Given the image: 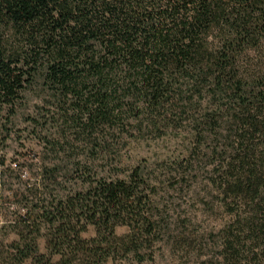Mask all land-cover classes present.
Here are the masks:
<instances>
[{
  "label": "trees",
  "instance_id": "obj_1",
  "mask_svg": "<svg viewBox=\"0 0 264 264\" xmlns=\"http://www.w3.org/2000/svg\"><path fill=\"white\" fill-rule=\"evenodd\" d=\"M263 43L264 0H0V144L18 118L31 146L0 156V264H155L171 228L188 250L160 188L197 178L196 146L219 138L230 219L201 264H264V71L243 67ZM183 131L189 156L121 155Z\"/></svg>",
  "mask_w": 264,
  "mask_h": 264
},
{
  "label": "rangeland",
  "instance_id": "obj_2",
  "mask_svg": "<svg viewBox=\"0 0 264 264\" xmlns=\"http://www.w3.org/2000/svg\"><path fill=\"white\" fill-rule=\"evenodd\" d=\"M243 67L249 74H257L260 70L264 71V43L257 51L249 52L243 59ZM27 99L31 101L26 110L31 108L35 102L33 95ZM23 111L24 109H21L19 114H22ZM14 123V131L10 138L3 142V145L0 144V156L5 155L6 159L13 158L16 153H24L28 147H31L30 140L26 138V133L22 130L25 127L23 121L17 118ZM226 141L219 138L215 143L223 147ZM194 142L188 133L183 131L162 138L151 137L133 141L123 146V149L121 148V155L126 165L137 161H147L148 164L153 165L156 161H173L189 156V150ZM213 143L214 141H209L205 145L198 146L196 143L193 145H197L198 148L195 165L198 171L197 178L191 177L192 180L184 186L160 188V198L157 203L160 204V209L163 212L169 210V214L163 213L166 223L171 227L174 225L177 227L176 221L190 218L191 225L185 228L178 224L181 231H177V233L191 237L194 241L191 242V247L185 250L187 248H185L184 242H180L183 237L176 233L179 238L175 243L171 239V236L175 234L172 231L173 228L165 230V238L157 243L154 250L155 264H201L218 251L216 250L219 241L216 237L217 232L230 219V216L222 204V198L216 187L210 181L214 169L212 164L214 161ZM32 149L37 150V147L32 146ZM126 232V228L116 229L118 235ZM93 236L94 229L92 227H89L88 231L83 234V237L87 239ZM40 248L43 250V241H40ZM144 264H152V262Z\"/></svg>",
  "mask_w": 264,
  "mask_h": 264
}]
</instances>
